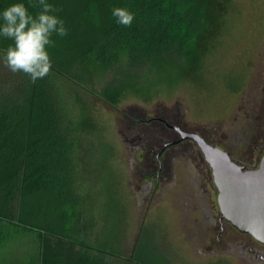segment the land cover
Returning a JSON list of instances; mask_svg holds the SVG:
<instances>
[{"label":"trees","instance_id":"1","mask_svg":"<svg viewBox=\"0 0 264 264\" xmlns=\"http://www.w3.org/2000/svg\"><path fill=\"white\" fill-rule=\"evenodd\" d=\"M12 2L0 0V9ZM25 3L33 13L40 10ZM53 3L69 32L54 37L50 72L33 83L0 59V228L9 222L37 231L40 247L29 264H109L107 251L91 243V221L80 209L79 127L55 74L86 86L107 79L100 94L118 104L129 87L138 89L145 71L202 57L219 0ZM114 6L135 13L130 26L115 23ZM11 43L0 39V50ZM130 260L152 264L135 250Z\"/></svg>","mask_w":264,"mask_h":264},{"label":"rangeland","instance_id":"2","mask_svg":"<svg viewBox=\"0 0 264 264\" xmlns=\"http://www.w3.org/2000/svg\"><path fill=\"white\" fill-rule=\"evenodd\" d=\"M203 41L200 59L174 60L145 71L136 82L138 89L129 87L118 104L100 94L107 79L86 86L55 74L79 127L80 209L91 221V243L107 251L109 264H140L128 260L134 250L136 258L152 264L211 260L186 242L172 204L141 209L130 187V147L120 133L129 119L160 116L199 132L236 119L247 88L264 78V0H219L215 22ZM31 231L37 234L9 222L0 228V264L26 262L34 248Z\"/></svg>","mask_w":264,"mask_h":264},{"label":"flooded vegetation","instance_id":"3","mask_svg":"<svg viewBox=\"0 0 264 264\" xmlns=\"http://www.w3.org/2000/svg\"><path fill=\"white\" fill-rule=\"evenodd\" d=\"M155 119H129L120 130L130 147V187L141 209L172 204L186 242L211 258L208 264H264V243L224 216L212 167L198 143L181 139L198 133L246 170L258 168L264 155V78L247 88L236 119L216 130L199 132L179 120Z\"/></svg>","mask_w":264,"mask_h":264},{"label":"clouds","instance_id":"4","mask_svg":"<svg viewBox=\"0 0 264 264\" xmlns=\"http://www.w3.org/2000/svg\"><path fill=\"white\" fill-rule=\"evenodd\" d=\"M29 3L40 10L31 12L25 0H14L0 9V39L12 41L0 50V59L11 72H22L35 83L51 70L54 37H65L69 28L53 0H29ZM111 14L115 23L123 26H130L135 18V13L126 6H114Z\"/></svg>","mask_w":264,"mask_h":264},{"label":"water","instance_id":"5","mask_svg":"<svg viewBox=\"0 0 264 264\" xmlns=\"http://www.w3.org/2000/svg\"><path fill=\"white\" fill-rule=\"evenodd\" d=\"M187 137L198 143L212 167L224 216L264 243V155L258 168L246 170L227 151L198 133H184L181 139Z\"/></svg>","mask_w":264,"mask_h":264},{"label":"crops","instance_id":"6","mask_svg":"<svg viewBox=\"0 0 264 264\" xmlns=\"http://www.w3.org/2000/svg\"><path fill=\"white\" fill-rule=\"evenodd\" d=\"M31 233H33L35 236V238H33V247L34 248H32L31 249V251H30V253L27 255V257H26V264H29L30 263V260H31V258H33L34 257V255L35 254H37L38 253V249H39V247H40V242H39V240H38V236H37V234H35L33 231H31ZM79 247H80V245H78Z\"/></svg>","mask_w":264,"mask_h":264}]
</instances>
